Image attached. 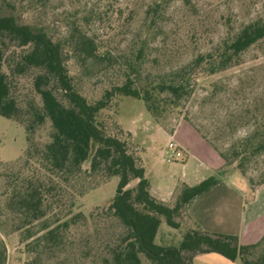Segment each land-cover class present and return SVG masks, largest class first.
Listing matches in <instances>:
<instances>
[{"label": "trees", "instance_id": "trees-1", "mask_svg": "<svg viewBox=\"0 0 264 264\" xmlns=\"http://www.w3.org/2000/svg\"><path fill=\"white\" fill-rule=\"evenodd\" d=\"M7 8L0 3V115L25 128L28 147L17 160L0 163V229L19 235L29 255L25 264H194L196 256L207 253L264 264V237L244 246L237 236L210 233L192 221L189 206L218 178L193 186L181 183L174 201L166 202L152 194L141 155L101 120L117 96L143 100L153 116L167 98L179 107L195 76L237 67L247 51L264 42V17L228 32L212 49L166 76L150 80L151 73L138 65L139 53L123 82L91 101L70 63L102 57L95 41L80 34L71 51L45 28ZM211 146L224 165L237 164L246 175L264 149V127H254L227 149ZM116 176L120 184L106 207L89 215L74 212L82 196ZM261 177L263 184L264 170ZM163 222L184 230L178 245L157 242ZM5 257L3 248L1 264Z\"/></svg>", "mask_w": 264, "mask_h": 264}, {"label": "rangeland", "instance_id": "rangeland-1", "mask_svg": "<svg viewBox=\"0 0 264 264\" xmlns=\"http://www.w3.org/2000/svg\"><path fill=\"white\" fill-rule=\"evenodd\" d=\"M0 3L21 20L45 28L71 51L80 34L95 41L102 57L70 63L80 89L91 101L122 83L139 53L142 60L138 65L143 63L144 73H151L150 80L166 76L176 67L188 64L194 55L212 49L228 32L264 17V0H0ZM171 103L167 98L161 104L160 114L153 116L143 100L117 96L109 109L102 112L101 120L141 155L153 191L164 201H174L179 184L193 186L210 177L219 179L215 186L219 190L233 187L236 197H231L216 215L230 216L235 225L241 204L251 205L245 199L253 196V190L264 189L261 177L264 149L249 163L244 175L236 168L237 164L231 169L226 165L218 169L219 162L224 161L211 144L227 149L254 127H264V42L247 51L237 67L214 75L195 76L180 106ZM172 140L189 143L191 154L185 153L183 158L169 162L172 151L168 146ZM27 147L25 128L0 115V163L17 160ZM119 184L120 178L116 176L89 190L78 200L74 212L89 215L106 207ZM183 231L163 222L157 242L178 245ZM0 243L4 244V247L0 244V250L5 249L4 264H25L29 260L17 233L0 229Z\"/></svg>", "mask_w": 264, "mask_h": 264}, {"label": "crops", "instance_id": "crops-1", "mask_svg": "<svg viewBox=\"0 0 264 264\" xmlns=\"http://www.w3.org/2000/svg\"><path fill=\"white\" fill-rule=\"evenodd\" d=\"M197 132V131H196ZM187 155L191 154L192 147L183 140L177 141ZM224 166V162H219V168ZM187 184V183H186ZM189 185V184H188ZM264 189L258 188L254 191L253 196L247 197L251 201L248 207L241 204L242 210L238 214L235 225L230 216L222 217V214L216 215L221 206L226 205L231 197H236L233 187L219 190L217 187L212 188L209 192L197 198L188 209L189 215L194 223L203 230L224 235H234L239 238L240 244L244 246L257 244L264 237ZM152 194L157 196L151 186ZM158 197V196H157ZM165 200L164 197H158ZM223 213V212H222ZM237 216V215H235ZM214 224L211 225L209 222ZM210 222V223H211ZM214 222H218L214 223ZM194 264H241L239 260L232 261L218 253H207L198 255L194 259Z\"/></svg>", "mask_w": 264, "mask_h": 264}, {"label": "built area", "instance_id": "built-area-1", "mask_svg": "<svg viewBox=\"0 0 264 264\" xmlns=\"http://www.w3.org/2000/svg\"><path fill=\"white\" fill-rule=\"evenodd\" d=\"M168 147L172 151V155L168 158L169 162H173L176 159H180L184 157L185 151L177 141L172 140L169 143Z\"/></svg>", "mask_w": 264, "mask_h": 264}]
</instances>
